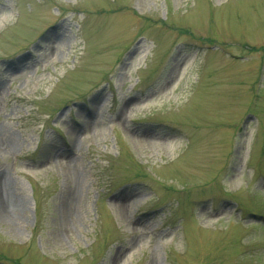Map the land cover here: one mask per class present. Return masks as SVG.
Returning a JSON list of instances; mask_svg holds the SVG:
<instances>
[{"label":"rangeland","instance_id":"374dc122","mask_svg":"<svg viewBox=\"0 0 264 264\" xmlns=\"http://www.w3.org/2000/svg\"><path fill=\"white\" fill-rule=\"evenodd\" d=\"M2 184L0 264H264V0H0Z\"/></svg>","mask_w":264,"mask_h":264},{"label":"bare ground","instance_id":"6f19581e","mask_svg":"<svg viewBox=\"0 0 264 264\" xmlns=\"http://www.w3.org/2000/svg\"><path fill=\"white\" fill-rule=\"evenodd\" d=\"M3 191H4V188H3V184H2V186L0 187V195H1L2 198H4L6 200ZM10 206L7 208V210L3 209V212H0V214H1L0 217L1 216H2V218H13L14 217L15 211L17 209L14 206L12 208ZM0 211H2V210H0Z\"/></svg>","mask_w":264,"mask_h":264}]
</instances>
